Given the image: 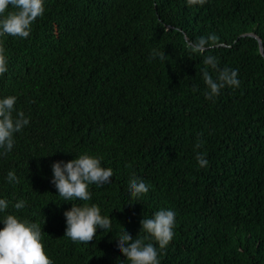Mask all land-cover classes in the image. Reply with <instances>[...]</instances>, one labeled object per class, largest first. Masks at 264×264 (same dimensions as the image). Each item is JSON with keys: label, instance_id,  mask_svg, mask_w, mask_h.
Wrapping results in <instances>:
<instances>
[{"label": "trees", "instance_id": "trees-1", "mask_svg": "<svg viewBox=\"0 0 264 264\" xmlns=\"http://www.w3.org/2000/svg\"><path fill=\"white\" fill-rule=\"evenodd\" d=\"M211 35L216 46L204 53L188 46ZM0 43V96H16L13 115L30 118L0 155L9 201L0 217L39 223L54 264H131L117 235L156 244L141 220L160 209L176 213L160 264H264V0H47L28 38ZM153 52L165 62L149 63ZM207 56L238 70L240 86L208 99L203 73L218 72ZM85 152L102 157L111 185H90V201H64L52 165ZM11 170L19 183L6 180ZM132 175L149 185L136 200ZM74 203L98 205L112 232L97 230L91 243L66 237Z\"/></svg>", "mask_w": 264, "mask_h": 264}, {"label": "clouds", "instance_id": "clouds-1", "mask_svg": "<svg viewBox=\"0 0 264 264\" xmlns=\"http://www.w3.org/2000/svg\"><path fill=\"white\" fill-rule=\"evenodd\" d=\"M47 0H0V38L5 36L28 38L32 24L38 17L44 15ZM207 0H187L190 6L203 5ZM12 10H9V9ZM217 37L211 35L201 37L197 41H189L188 46L193 52L204 53L216 46ZM158 60L165 62V55L153 52L149 63ZM204 63L218 72L214 78L209 71L203 73L204 82L209 89L206 92L208 99H213L221 94L225 87H239L238 70L225 67L219 68L215 56L205 57ZM8 71V58L6 50L0 43V77ZM198 89L194 88V91ZM17 97L0 96V155L11 152L15 145V136L30 123V118L24 112L16 116L15 105ZM197 144V147H200ZM197 161L201 167L209 164L206 154L197 153ZM52 183L58 195L64 201H90L92 193L90 185H111L113 172L102 165V157L91 155L87 152L80 154L71 161H57L52 165ZM8 183H19L15 170L8 172ZM130 198L138 199L149 192L146 182L132 175L127 187ZM26 206V201L20 200L15 204L16 209ZM9 207V201L0 198V213ZM66 218L65 236L73 242L91 243L96 238L97 230L101 233H111L112 223L101 215L100 207L96 204L84 203L82 206L73 207L64 213ZM4 227L0 229V264H54L45 252L43 244V229L37 222L22 219L16 215L8 214L0 217ZM142 231L155 239L156 244L145 243V239L133 238L124 229L117 235L116 250L127 257L131 264H160V250L165 249L173 240L176 225V213L172 209H160L151 218L141 220ZM157 244L159 247H157Z\"/></svg>", "mask_w": 264, "mask_h": 264}]
</instances>
